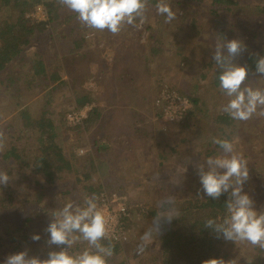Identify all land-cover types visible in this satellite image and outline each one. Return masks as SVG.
<instances>
[{
    "label": "rangeland",
    "instance_id": "obj_1",
    "mask_svg": "<svg viewBox=\"0 0 264 264\" xmlns=\"http://www.w3.org/2000/svg\"><path fill=\"white\" fill-rule=\"evenodd\" d=\"M186 15L185 20L181 21L175 18L164 28L163 26L160 28V25L156 24L157 16L152 14L148 21L145 20L142 26L137 27L138 30L144 29L138 41L140 47H148L154 41L159 43L157 48L160 52L152 56V59H148L147 70H142L143 60L142 56H139L137 62H141V66L139 65L133 87L125 88L124 81L121 82L122 78L120 82L116 83L115 89L118 91L116 93L119 94V98L116 99L118 104L114 106L119 109L111 115L113 121L110 118H104L103 113L87 127L84 120H78L79 111H82L83 117H85V114L95 105L106 111L113 104H110L107 94L101 92V86L94 83L93 76L86 80L85 87L97 93L101 100L77 108L75 94L69 87L50 89L47 102L45 89L39 91L35 84H30V73H26L27 70L21 62H16L21 70L20 73H22L17 79L16 85L10 84L6 89L4 85L0 84V133L3 134L0 137V145H2L0 146V155L12 145L18 149L24 147L32 154L36 151L38 142L36 139L34 140L32 130L26 131L19 126V115L17 114L21 107L26 106L36 112H42L44 109L56 126H59V135L56 139L61 145L62 153L66 156L74 155L76 157L74 162L78 167L64 171L52 184L44 183L42 177L38 175L43 183L41 187L32 183L31 176L24 178L21 172L11 171V174L8 175L9 181L3 187H8L13 192L15 199L13 208L0 216V262L3 263L8 255L25 249L28 250L29 256H36L40 259H46L49 251H59V247L46 243L50 234L45 229L52 220L51 213L70 201L83 206L85 199L93 195L98 198V206L105 203L106 207L108 203L103 201L106 198L124 197L128 210H131L129 218H127L129 220L127 225L125 224L126 219L122 220L128 233L125 243L126 245H136L137 243L135 250L131 248L134 250L133 253L142 251L140 254L143 255L155 247V242L148 245L150 243L141 240L142 235L152 228V222L157 217L148 216L149 209L151 207L155 209L159 201L172 199L173 195L178 197L187 190L186 186L184 185V187L182 184V181L188 182L183 171L196 172L195 185L200 182L196 165L208 157H215L221 153V149L212 143L213 137L219 138L221 135V133L215 134L219 130L216 125L213 128V121L217 118L218 113L223 112V107L231 99L220 87L219 76H217L220 70L212 59L218 37H207L212 29V24L206 21L207 11L201 7L198 10L193 8L191 10L188 7ZM28 16L38 21L45 20L44 6L36 5L28 13ZM192 21L196 28L190 25ZM165 24L166 22H164ZM146 25L151 26V29L148 30ZM239 25L243 27L242 24L239 23ZM244 29L246 28L240 30V37L237 39L233 36L227 38V40L244 41L246 50L233 61L237 66H242L246 53L257 52L264 45V34L259 39L249 40L245 38L246 31ZM88 32L91 34L88 39L91 43L90 46L96 45L100 32H97L98 34L96 33L93 37L92 28H89ZM148 38H150L149 43L145 40ZM37 49L38 40L35 39V42L25 50L26 56H32V53ZM39 51L44 53L45 50L40 47ZM111 56L109 55L108 59ZM45 60L50 66L49 70H53L56 65L54 58ZM24 63L27 64L28 60L26 59ZM13 67L16 68L15 65ZM96 68L94 63H90L91 73H94ZM8 73L14 76L12 68L8 70ZM63 74L61 73V75ZM0 77L2 76L0 75ZM245 83L254 89H264V75H251L250 80ZM132 88L133 90L130 91ZM164 88L176 93H179L180 90H183L184 94L195 93L203 102L202 110L197 111L190 126L184 128L183 133L172 132L170 124L161 123V116L156 114V109L161 110V108L156 106L155 99L160 90ZM132 91L135 92L132 93ZM143 95L144 98H142ZM31 114L34 115L33 112ZM116 122L118 127H116ZM234 122L236 127L229 130V138L225 136L221 138L231 141L235 152L242 155L247 161L249 179L243 185V192L253 200L254 209L257 212H263L264 117L254 115L250 120H235ZM97 123L100 124V128ZM134 123L139 129H148V132L155 137L150 142L151 147L142 148L137 143L140 139L131 138V128ZM122 129L126 132L130 130L127 137L122 139L129 141L128 144L120 143L121 139L115 137L122 133ZM156 129H160V133L152 132ZM95 133L97 136H94ZM161 135H165V137L161 146H157L156 137ZM182 136L189 140L180 141ZM177 142L180 143L178 154L170 153L169 145L172 146ZM94 143H102L106 147L105 150L94 148ZM211 149H214L212 153H210ZM89 157L96 158V162H99L102 179L111 183L110 192L90 193L93 190L91 184H96L98 173L97 175L91 173L92 168L85 166ZM2 163L3 159L0 158V169ZM80 163L83 164L82 168H79ZM177 172H181V174H177ZM85 173H88L90 178L87 179L84 176ZM169 188L175 189V194L171 193ZM99 208L101 209V205ZM103 209L105 207L102 205L101 210ZM29 216L31 218L27 220L26 218ZM128 222L130 223L128 224ZM34 234L40 236L39 241L31 239ZM14 235L17 239L10 242L8 239ZM82 241L76 244L80 245ZM81 244L82 249L87 247L86 241ZM138 245H145V247L142 246L144 248L142 249ZM224 248L227 255L223 259L226 261L236 259L237 264H245L258 253L257 247L241 242L228 241ZM70 251L73 254L79 253L77 250L70 249ZM105 259L107 264L123 262L120 254L106 256ZM126 264H138V258L130 254Z\"/></svg>",
    "mask_w": 264,
    "mask_h": 264
},
{
    "label": "trees",
    "instance_id": "obj_2",
    "mask_svg": "<svg viewBox=\"0 0 264 264\" xmlns=\"http://www.w3.org/2000/svg\"><path fill=\"white\" fill-rule=\"evenodd\" d=\"M159 2L160 0H149L145 20L148 21L149 17L154 14L157 16L156 24L160 25V28L162 26L164 28L168 23L164 25L165 16L157 13L156 5ZM164 2L171 6L177 14L176 18L181 21L186 19L188 7L191 10L192 8L194 10H198L200 7L201 9L204 8L208 13L206 21L212 24L208 38L217 36L218 40H227L228 37L233 36L237 39L240 37L242 28H246L244 29L246 31L245 38L249 40L259 39L264 34V0H164ZM38 4H42L45 8V20L38 21L28 16V13ZM136 23L138 24L139 20ZM190 25L196 28L194 21ZM145 27L148 30L151 29V26L146 25ZM88 30L89 27L78 19L77 13L62 6L59 0H0V75L2 76L0 77V84L4 85L6 89L10 84L16 85L17 79L22 74L16 62H21L27 70L26 73H30V84H35L39 91L45 89L47 102L50 89L69 87L75 94L76 105L79 108L85 104L88 105L91 102L101 100L97 93L85 87L86 80L93 76L94 83L101 86V92L107 94L110 104H113L106 111L99 109L97 105L91 107L83 119L85 126L95 122L101 113L105 115L104 118L112 120L111 115L119 109L114 106L118 104L116 99L119 98L115 89L116 83L120 82L122 78L121 82L124 81L125 88L133 87L141 64V62H137V59L142 56V70H147L148 59H152V56L160 52L157 48L159 43L152 41L150 46L141 48L138 41L144 29L138 30L137 27L125 25L116 35L107 30L92 29V37L97 32H100V35L97 44L90 46L91 43L88 39L91 34ZM35 39L38 40V49L32 53V56H26L25 50L31 43L35 42ZM145 40L149 43L150 38ZM240 41L244 43V41ZM40 47L45 50V54L39 51ZM109 55H112L110 59H108ZM51 57L54 58L56 65L50 71L48 61L45 59L48 60ZM260 57H264V45L257 52H248L244 55L242 66H245L249 71V78L246 82L250 80L251 75L258 74L256 73V61ZM26 59L28 60L27 64L24 63ZM90 63L97 66L94 73L90 71ZM11 64L15 65L16 68ZM10 68H12L14 76L8 73ZM219 72L217 76H219ZM61 73L64 74L61 75ZM179 93L187 96L192 104V107L185 112L180 121H169L163 118V113L159 108L156 109V114L161 116V123L170 124L172 132L183 133L184 128L190 126L197 111L202 110L203 102L195 93L184 94L183 90H180ZM32 112L34 115L31 114ZM35 113L37 114L35 115ZM17 115H19L20 128L26 131L32 130L38 147L32 154L30 151H26L24 147L18 149L13 145L9 146L0 155V158L3 159L0 171H4L8 175L11 174V171L21 172L22 177L31 176L32 183L41 187L43 183H41L38 175L42 177L44 183L52 184L64 171L78 167L74 162L76 159L74 155L66 156L62 153L61 145L56 139L59 135V126H56L44 109L42 112H36V110L23 106ZM234 121L224 111L218 113L217 118L213 121V128L216 125L219 130L218 132L215 131V134L221 133L220 139L223 136L229 138V130L236 127ZM97 126L100 128L99 123ZM116 127H118L117 122ZM131 131L132 139H140L137 142L138 146H142V148L151 147L150 142L155 137L148 132V129H139L134 123ZM160 131V129L152 130L156 134ZM128 133L130 130L126 132L122 129V133L115 137L121 139L120 143L128 144L129 141L122 140L127 137ZM158 137H156V144L161 146L165 135ZM188 140L185 136L180 138V141L183 142ZM179 145V142L172 146L169 145L168 151L178 154ZM215 146L218 145L215 144ZM94 148L105 150L106 147L102 143H94ZM262 150L264 151V147ZM213 151L214 149H211L210 153ZM158 154L162 156L160 153ZM85 166L92 168L91 173L96 175L98 173L96 184H91L93 190L90 193L110 192L111 183L102 179L100 164L98 161L96 162V158L89 157ZM82 167L83 164L80 163L79 168ZM77 171L79 172L78 168ZM189 172L191 171H183L188 182L182 181L183 186L185 185L187 188L182 195L178 197L173 195L172 199L159 201L155 209L152 207L149 209L148 216L151 217L173 215L170 223L167 222L166 217L160 218L161 230L153 239L152 242H155V247L151 246L152 249L149 253H143V255L140 254L142 251L133 253L137 243L133 246L132 244L126 245L125 242H112L108 239L100 241L105 247H113V255H121L123 262L119 264H126L130 254L138 258V264H203L209 259L226 257L224 245L228 241L224 240L222 236L217 238V234L212 229L206 228L204 222L212 218L220 223L227 217L225 204L229 198L228 194L222 195L217 200L205 196L201 183L198 182L195 185L196 172ZM177 174H181V172H177ZM84 176L87 179L90 178L88 173H85ZM3 186L0 187V216L13 208L15 199L13 192L8 187L4 188ZM169 189L171 193L175 194V189ZM128 211L131 212V210ZM30 218L29 216L26 219L30 220ZM127 218L129 216L124 218L126 219L125 224L129 221ZM15 235L18 236L17 233ZM15 235L8 240L12 242L16 238ZM152 242L148 245H152ZM81 243L80 245L75 244L72 251H82ZM142 246L145 247V245ZM142 246L139 247L144 249ZM92 250L95 251V249ZM0 264L3 263L0 262ZM245 264H264V250L258 248V253Z\"/></svg>",
    "mask_w": 264,
    "mask_h": 264
},
{
    "label": "clouds",
    "instance_id": "obj_3",
    "mask_svg": "<svg viewBox=\"0 0 264 264\" xmlns=\"http://www.w3.org/2000/svg\"><path fill=\"white\" fill-rule=\"evenodd\" d=\"M148 2L149 0H59L62 6L77 13L78 19L85 26L100 31L107 30L113 35L120 33L125 25L142 26ZM156 9L159 15L165 16L166 23L176 18V12L164 0H160ZM137 20L139 24L136 23ZM245 50V45L239 40L222 39L216 42L212 57L220 70V87L231 98L223 111L237 121L250 120L254 115L264 117V89L246 85L248 69L233 62ZM256 73L264 75V57L256 61ZM2 135L0 133V137ZM212 143L219 146L221 153L198 163L196 171L205 196L217 200L228 194L225 204L228 215L220 223L209 218L204 226L212 229L217 238L222 236L226 241L246 243L264 250V212H257L253 207V200L243 192V185L249 179L248 163L242 155L235 152L233 143L228 139L213 137ZM8 181V174L0 171V185H6ZM97 200L93 195L85 199L83 206L70 201L51 213L52 220L45 229L50 234L46 243L59 247V251H49L46 259H40L29 256L25 249L8 255L3 264H107L105 257L112 256L114 249L112 246L105 247L100 241L109 236L110 217L99 208ZM161 217H166L170 223L173 215H158L152 222V228L142 235L143 242L151 243L160 233ZM31 239L39 241L40 236L34 234ZM81 240L86 241L88 247L73 254L70 249ZM203 264H237V260L213 258Z\"/></svg>",
    "mask_w": 264,
    "mask_h": 264
},
{
    "label": "built area",
    "instance_id": "obj_4",
    "mask_svg": "<svg viewBox=\"0 0 264 264\" xmlns=\"http://www.w3.org/2000/svg\"><path fill=\"white\" fill-rule=\"evenodd\" d=\"M155 104L161 108L163 117L169 121H179L185 112L192 107L191 101L187 96L166 88L160 90L155 99ZM79 115L80 117L78 120L81 121L85 118L83 117L84 113H82V111H79ZM123 198L124 197L121 196L110 199L106 198L103 201L108 203H106L107 207L105 206V203H99L101 209L102 205L105 207L102 211L110 217L111 228L109 236L106 239L111 240L112 242H125L128 239L127 229L125 225H123L122 220L124 221V218L129 216V211ZM114 207L115 209H113Z\"/></svg>",
    "mask_w": 264,
    "mask_h": 264
}]
</instances>
